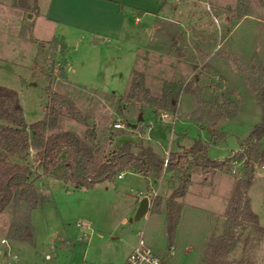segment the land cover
Wrapping results in <instances>:
<instances>
[{
  "label": "rangeland",
  "instance_id": "obj_1",
  "mask_svg": "<svg viewBox=\"0 0 264 264\" xmlns=\"http://www.w3.org/2000/svg\"><path fill=\"white\" fill-rule=\"evenodd\" d=\"M36 1L0 0V84L16 90L24 120L18 132L0 134V157L28 166L38 197L31 208L18 193L0 211V246L2 239L9 242L17 264H110L122 262L142 234L172 264H264V135L252 148L248 138L264 116V0H163L165 9L146 10L152 17L142 11L136 23L126 11L117 40L94 43L70 31L33 45ZM184 107L203 126L200 132L186 129L200 135L207 156L231 155L229 169L193 165L188 170L189 176L198 171L204 179L217 172V193L198 197L192 192L189 198L198 199L194 205L183 207L182 194L170 203L172 190L184 179H178L184 158L172 165L167 160L159 173L127 163L87 187L70 180L64 148L49 172L36 159L50 132L71 129L104 161L125 141L137 153L148 145L145 133L165 161ZM46 113L56 123L35 135L29 124ZM117 121L123 126L115 127ZM0 123L10 124L1 118ZM246 149H252L253 176L239 197L235 188ZM166 170L171 175L166 194L148 184V210L133 219L130 206L137 190L145 191V179L133 172L155 184ZM169 210L178 222L171 242ZM12 238L19 240L13 244Z\"/></svg>",
  "mask_w": 264,
  "mask_h": 264
},
{
  "label": "trees",
  "instance_id": "obj_2",
  "mask_svg": "<svg viewBox=\"0 0 264 264\" xmlns=\"http://www.w3.org/2000/svg\"><path fill=\"white\" fill-rule=\"evenodd\" d=\"M9 107L8 109L6 108ZM72 114L76 113V108L67 102L66 107ZM0 118L10 124L0 123V134L18 132L17 126H23L21 106L19 105L16 90L0 84ZM56 118L50 113H46L40 120L29 124L33 133L40 134L41 127L48 125L54 126ZM15 125V126H14ZM264 135V116L261 121L256 123L248 134L250 146ZM1 139V135H0ZM64 148L66 153L65 164L70 169V180L75 185L90 186L104 178H111L117 171L124 169L127 163L139 162L141 168L148 172L159 173L164 166V157L161 156L151 145H141L140 150L134 153L130 149V143L125 141L114 153L111 159L102 160L93 152L92 145L84 141L75 131L71 129H59L50 132L44 139L43 145L36 152L38 164L44 172L50 171L52 160ZM252 148V146L250 147ZM247 161L243 170V176L238 180L235 188V195L242 197L246 187L250 185L253 176V167L250 160L253 158L252 149H246ZM242 155V154H240ZM180 158L184 160L178 169V179L181 183L176 186L170 194V203L174 204V197L185 192L188 185V170L194 166L206 169H229L231 155L223 159H211L206 154V145L203 141L195 139L184 153L169 154L168 162L178 164ZM176 160V161H175ZM28 166L23 163L6 160L0 157V211L20 193L25 200L31 204V208L38 203L37 190L35 185L28 181ZM172 207V206H171ZM249 207V205H247ZM170 209V208H169ZM250 212L256 218L257 215ZM167 234L169 241H172L177 219L169 210L167 212Z\"/></svg>",
  "mask_w": 264,
  "mask_h": 264
},
{
  "label": "crops",
  "instance_id": "obj_3",
  "mask_svg": "<svg viewBox=\"0 0 264 264\" xmlns=\"http://www.w3.org/2000/svg\"><path fill=\"white\" fill-rule=\"evenodd\" d=\"M36 2L37 11L31 18L30 29L33 45L39 41H48L57 37H65V33L70 31L79 36L85 35L88 38H92L94 43L117 40L125 23V19L127 18V14L125 13L126 11H128L130 15H134V22L136 23L140 18L139 14H141L142 11L144 14L151 16L146 12V10L157 11L161 7L163 9L165 6L163 0H37ZM11 47L9 50L12 49ZM33 49L34 47L31 50V54L33 53ZM4 86L9 87L7 84ZM188 113L189 111L186 110V107H184V110L182 111L183 118L178 127V132L174 134V138L171 140L172 147L167 146L165 150L181 154L180 152L187 149L195 139L202 140L199 134H194V132H190L189 129H186L193 126L200 132L203 127L199 124L200 120L191 117ZM146 123L148 124L147 128H150L151 124H149V122ZM143 137L144 142L148 141V145H151L155 150H159L155 147L151 138H149L145 133L143 134ZM237 149H239V145ZM169 171L170 170H166L161 178L156 180L155 184H152L154 179L151 180L149 177L146 178L141 173L133 172L137 176L145 179V191L137 190V197H133L134 201L130 206L133 213L136 210L140 198L147 194L146 191L148 184H150L151 187H154L155 185V189L158 190L161 195L166 194L168 182L171 176ZM216 173L217 172L213 173L206 179H204L205 175L198 171L190 174L187 188L181 196V201H184L183 207L186 204L194 205V201H198L196 198L192 200L189 198L190 195H192V192H194V194L197 193L195 195L198 197L203 195L204 197L205 195L206 197H209L217 193L216 188L218 179ZM122 177L123 175L118 178ZM232 186L233 182L230 180L226 192L221 196V206L223 208L218 211L219 217L221 216V213H223L226 206L228 195L231 192ZM194 188L195 191L193 190ZM180 218L181 215L179 219ZM12 240H14L13 244H15L19 239L12 238ZM135 243V239L130 243V246L124 256V260Z\"/></svg>",
  "mask_w": 264,
  "mask_h": 264
},
{
  "label": "built area",
  "instance_id": "obj_4",
  "mask_svg": "<svg viewBox=\"0 0 264 264\" xmlns=\"http://www.w3.org/2000/svg\"><path fill=\"white\" fill-rule=\"evenodd\" d=\"M167 113H161V117H165ZM115 127H122L123 125L117 121L114 123ZM165 159L164 164H166ZM122 173H119L120 177ZM150 199L148 198V204ZM2 245L0 246V264H17L18 254L11 248L9 242L6 239L1 240ZM49 257V255H46ZM80 264H88L85 261ZM110 264H172L165 254H160L154 248H152L143 238L142 234L127 254L125 260L120 263Z\"/></svg>",
  "mask_w": 264,
  "mask_h": 264
},
{
  "label": "water",
  "instance_id": "obj_5",
  "mask_svg": "<svg viewBox=\"0 0 264 264\" xmlns=\"http://www.w3.org/2000/svg\"><path fill=\"white\" fill-rule=\"evenodd\" d=\"M29 15H30V13H29ZM141 118H142V115L140 114L139 119H141ZM148 207H149L148 197L146 195H144L139 200V203H138L136 210L134 212V215H133V219H138L139 217L144 215L147 212Z\"/></svg>",
  "mask_w": 264,
  "mask_h": 264
}]
</instances>
